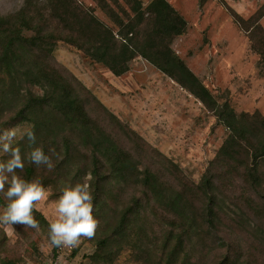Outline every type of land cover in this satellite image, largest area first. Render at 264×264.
Returning <instances> with one entry per match:
<instances>
[{
    "label": "trees",
    "instance_id": "obj_1",
    "mask_svg": "<svg viewBox=\"0 0 264 264\" xmlns=\"http://www.w3.org/2000/svg\"><path fill=\"white\" fill-rule=\"evenodd\" d=\"M49 1L48 14L39 17L29 8L0 16V130L14 124L34 126L33 147H42L54 164L49 177L40 180L43 186L75 185L80 175L88 176L93 215L103 234L96 240L97 261L113 259L129 245L134 257L148 264H202L196 253L216 236V191L226 178L231 183L238 179L242 186L236 202L252 194L241 203L254 216L264 217V118L258 112L237 114L229 102H220L176 54L171 44L185 33V19L166 0H150L146 6L141 0H121L127 5L122 15L106 0H94L114 23V31L75 0ZM112 3L120 5L119 0ZM231 15L247 32L258 67L264 69V28L259 23L264 9L247 19ZM59 42L116 76L141 56L212 112L228 132L200 182L184 176L158 152L150 154L158 166L143 163L156 151L106 108L89 105L84 97L88 91L55 65L52 53ZM14 146L22 153L31 151L26 138ZM219 167L222 173L216 172ZM35 173L37 166L28 161L22 177L32 181ZM0 205H6L1 195ZM33 214L49 231L42 214ZM160 226L165 230L155 242L150 232ZM238 262L224 256L217 264ZM0 264L16 263L0 259Z\"/></svg>",
    "mask_w": 264,
    "mask_h": 264
},
{
    "label": "rangeland",
    "instance_id": "obj_2",
    "mask_svg": "<svg viewBox=\"0 0 264 264\" xmlns=\"http://www.w3.org/2000/svg\"><path fill=\"white\" fill-rule=\"evenodd\" d=\"M75 1L90 8L115 31L114 23L94 0ZM149 1L141 0L143 6ZM166 1L187 24L185 33L171 44L176 54L220 102H229L237 114L258 112L264 118V69L258 67L259 56L251 49L247 32L234 22L231 15L234 12L247 19L259 9H264V0H205L203 4L200 0ZM49 2L0 0V16L29 8L39 17V14H48ZM106 2L119 15H122V9L127 10V5L121 0L119 6L112 0ZM259 23L264 28V16ZM52 57L64 74L80 82L88 91L83 95L89 105L97 107L99 104L106 108L132 129L149 150L156 151L149 155L160 153L184 176L194 183L200 182L228 130L199 100L141 56L134 57L128 63V70L118 76L63 42H59ZM13 127L18 128V140L28 126L14 124L8 129ZM131 145L134 146V142ZM27 153H22L25 164H28ZM153 155L142 162L158 166L154 164ZM156 159L160 160L159 157ZM217 169V173H222L221 167ZM22 173L18 170L19 175ZM48 177L49 171L45 166L37 167L34 179ZM228 179L223 180V187L219 182L216 191L217 208H220V219L214 231L216 236L198 246L197 257L202 264H217L224 256L239 260L236 264H264V217L254 216L241 203L246 200V195L253 197L244 189V197L236 202L235 197L242 186L238 179L233 183ZM87 180L88 176L80 175L77 183H86ZM56 184L44 186L48 195L37 205L38 212L48 223L56 218L55 202L64 188L60 182ZM131 193L128 190L127 197ZM2 209L0 205V212ZM160 227H156V233L150 232L155 242L161 240L165 230ZM102 236L97 229L94 238L82 239L78 247L57 248L54 252L48 239V227L44 224L39 223V229L0 225V259L12 260L16 264H148L136 259L129 245L119 249L113 259L97 261L93 255L96 240Z\"/></svg>",
    "mask_w": 264,
    "mask_h": 264
},
{
    "label": "clouds",
    "instance_id": "obj_3",
    "mask_svg": "<svg viewBox=\"0 0 264 264\" xmlns=\"http://www.w3.org/2000/svg\"><path fill=\"white\" fill-rule=\"evenodd\" d=\"M17 133L16 127L0 130V195L6 201L0 212V225L39 229L33 213L39 211L37 205L46 199L48 192L40 180L28 181L18 174V170H24L25 156L19 146H14ZM19 138L28 141L31 151L26 158L30 163L45 166L49 171L54 169L52 159L43 148L33 147L37 141L33 125L24 128ZM55 204L56 218L49 220L51 246L76 248L82 239L95 237L99 220L93 215V196L88 183L65 186Z\"/></svg>",
    "mask_w": 264,
    "mask_h": 264
}]
</instances>
